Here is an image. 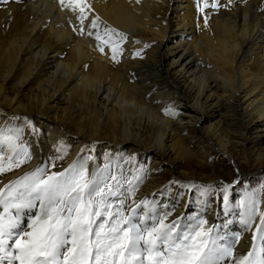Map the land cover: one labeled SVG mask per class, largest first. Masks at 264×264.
Returning a JSON list of instances; mask_svg holds the SVG:
<instances>
[{
	"label": "bare ground",
	"instance_id": "obj_1",
	"mask_svg": "<svg viewBox=\"0 0 264 264\" xmlns=\"http://www.w3.org/2000/svg\"><path fill=\"white\" fill-rule=\"evenodd\" d=\"M208 2L219 6L206 7L204 0H87L86 26L99 16L127 35L125 41L112 37L122 50L116 61L110 46L102 45V53L95 36L81 34L78 8L60 0L0 2V126L26 117L38 130L34 134L18 120L33 155L0 175V187L47 163L58 147H67L63 167L85 149L95 158L91 167L98 148L112 155L128 150L153 160L129 208L143 199L161 202V208L175 204L170 219L201 215L214 234L239 233L235 249L246 255L259 219L245 230V209L235 211L228 198L220 208L216 194L191 207L193 171L180 162L192 168L198 161L205 182L225 179L228 192L237 183L235 173L223 177L227 159L216 163V157L233 160L238 171L264 172V0ZM104 23L102 40L111 36ZM169 105L175 117L164 113ZM160 168L176 181L159 184Z\"/></svg>",
	"mask_w": 264,
	"mask_h": 264
},
{
	"label": "snow or ice",
	"instance_id": "obj_2",
	"mask_svg": "<svg viewBox=\"0 0 264 264\" xmlns=\"http://www.w3.org/2000/svg\"><path fill=\"white\" fill-rule=\"evenodd\" d=\"M0 2L7 4L8 0ZM204 3L219 6L209 5L208 0ZM60 4L72 11L79 9L81 34L95 36L102 53V45L110 46L116 61L122 50L112 37L125 41L127 35L99 16L86 26V8L91 11L87 0H60ZM101 23L104 32L111 33L109 39L102 40ZM163 111L177 115L171 105ZM12 119H24L34 134L38 131L26 117ZM24 134L23 126H0V175L31 159V145ZM57 153L56 159L62 161L67 147H58ZM92 159L78 158L63 170H52L57 168L55 160L41 161L0 187V264H227L229 259L232 264H264V210H260L264 200L258 199L255 190L246 191L240 202L245 209L241 220L245 230L259 219L252 247L245 255L235 249L239 233L233 237L214 234V227L207 228L208 221L200 215L170 219L173 212L169 208L174 209L175 204L161 208V202L143 199L129 208L127 201L144 178L143 166L130 169L132 176L125 178L122 170L112 175L110 164L96 166L89 173ZM201 187L207 190L211 185Z\"/></svg>",
	"mask_w": 264,
	"mask_h": 264
},
{
	"label": "rangeland",
	"instance_id": "obj_3",
	"mask_svg": "<svg viewBox=\"0 0 264 264\" xmlns=\"http://www.w3.org/2000/svg\"><path fill=\"white\" fill-rule=\"evenodd\" d=\"M58 106L64 107V104L59 103ZM19 122H18V120L10 122L9 126H18V124H19V126L22 125L25 128L24 123L20 124ZM24 139L28 142V140L25 137V134H24ZM53 155L54 154H52V155L49 154L48 159L49 160H51V159L55 160V163L57 165V168L55 170H57V169L63 170L64 168H66V167H63V165H62L63 160L62 161L58 160V159H56V156L54 157ZM126 155L131 156V158L134 157L133 152H130L128 150L127 151H121V154L112 155L110 153V150H108L106 148H102V147L98 148L97 149V156L98 157H97V160H96L95 164L93 165V167L89 166L90 164L88 162L89 173H91L92 169L96 166L103 168L106 164H110L111 165L110 171H111L112 175H119L120 171L122 170L124 177L130 178L132 176V172L129 171V169L127 168L126 164L128 163L129 158L126 157ZM83 156L84 157L90 156L89 149H85L80 156H77V159L78 158H84ZM135 156H137V154ZM21 158H23V157H21ZM221 159H227L226 160L227 163H225L223 167H220L224 170L222 172L223 173L222 176L226 177V172H233V173H235V175L231 179H237V183L232 184L230 186L231 190L229 192H228L229 188H227L229 186V184H227L225 179L217 178V179H215V181L205 182V179L202 178L203 175L199 174L200 172H205V170L204 169H203L204 171L201 170V167H200V164L198 161L194 162L192 168H188L187 165L180 162L182 169H185V170L189 169V170L193 171V175L191 178H189V181H188L189 184L191 185V187H188V189H187L188 192H192V191L194 192V198H192L193 200L191 201V204H192L191 207H196L197 205H200L201 203L205 202L207 200V198H206L207 194H211V195L216 194L217 195L218 205L220 208L224 207L225 202L227 201V200H225V195H226L228 200H229L230 205L232 206V208L235 211L243 209V207L240 206V202L244 199L246 191L255 190L257 192L258 199H261V195H262L261 185H264V172H259V173L255 172V174H251L249 172L248 168L244 169L243 171H238L236 169V163L231 159H228L225 157H222V158L216 157V159H215L216 163L218 161H220ZM152 164H153V160L151 158L148 159L146 156H143V157L137 156V157H134V159L132 160L131 169H139L141 166H143V168L145 169V173H146ZM163 164L165 167H168L169 164H171V162L169 161L168 163L166 162ZM222 164H219V165L221 166ZM115 167H116V169H115ZM228 167H230V168H228ZM228 170H230V171H228ZM250 171H252V170H250ZM158 173L163 174V175H161L162 177L159 175V178H157L159 184H166V183H168V181L169 182L176 181L175 175L172 172L167 171L166 169H164V170L161 169ZM139 174L140 173H137V175H139ZM144 181H145V174H144V178H143L142 182L139 184L137 189L144 183ZM203 185H211V188H208L207 190H205L203 187H201ZM218 188H220V189H218ZM202 192L205 194L201 195ZM129 198H130L129 203H132L134 198L131 196ZM201 217L203 218V216H201ZM203 219H205V218H203Z\"/></svg>",
	"mask_w": 264,
	"mask_h": 264
}]
</instances>
